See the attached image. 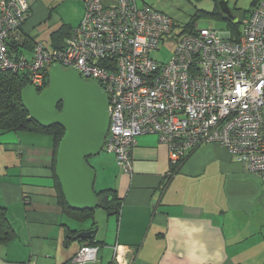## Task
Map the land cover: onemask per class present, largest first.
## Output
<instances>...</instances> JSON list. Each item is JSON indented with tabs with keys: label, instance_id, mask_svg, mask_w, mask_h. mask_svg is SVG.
I'll list each match as a JSON object with an SVG mask.
<instances>
[{
	"label": "crops",
	"instance_id": "obj_1",
	"mask_svg": "<svg viewBox=\"0 0 264 264\" xmlns=\"http://www.w3.org/2000/svg\"><path fill=\"white\" fill-rule=\"evenodd\" d=\"M27 1L22 34L28 43L21 48L27 59L36 43L53 51L52 34L62 27L69 33L59 46L66 45L86 12L84 0ZM117 1L101 0L106 7ZM104 152L91 165L94 190L114 192L119 211L97 208L79 223L58 203L53 136L0 133V205L14 230L0 244V264H67L89 241L72 237L93 230L100 247L95 264H119L120 258L121 264H264V183L225 148H199L174 171L168 147L156 135H143L130 174Z\"/></svg>",
	"mask_w": 264,
	"mask_h": 264
},
{
	"label": "built area",
	"instance_id": "obj_2",
	"mask_svg": "<svg viewBox=\"0 0 264 264\" xmlns=\"http://www.w3.org/2000/svg\"><path fill=\"white\" fill-rule=\"evenodd\" d=\"M85 16L62 50L36 43L33 56L13 59L30 14L27 0L0 2V71L26 74L43 90L51 68L73 69L97 82L109 97L110 127L103 150L123 173L133 170V149L156 135L173 168L195 150L216 144L264 183V0L237 40L230 32H177L168 15L138 0H84ZM175 42L166 62L154 54ZM100 247L83 245L67 264H95ZM120 257V247L115 248ZM121 264V258L118 260ZM23 264H34L28 261Z\"/></svg>",
	"mask_w": 264,
	"mask_h": 264
},
{
	"label": "water",
	"instance_id": "obj_3",
	"mask_svg": "<svg viewBox=\"0 0 264 264\" xmlns=\"http://www.w3.org/2000/svg\"><path fill=\"white\" fill-rule=\"evenodd\" d=\"M219 5L229 22L238 21L227 1ZM21 97L32 120L43 128L59 126L65 131L58 147L56 178L69 207L94 211L101 202L109 201V197L96 195V170L87 161L103 152L110 127L107 93L97 82L84 81L75 70L56 64L50 70L47 88L39 94L29 85ZM95 235L93 230L72 239L92 240Z\"/></svg>",
	"mask_w": 264,
	"mask_h": 264
},
{
	"label": "trees",
	"instance_id": "obj_4",
	"mask_svg": "<svg viewBox=\"0 0 264 264\" xmlns=\"http://www.w3.org/2000/svg\"><path fill=\"white\" fill-rule=\"evenodd\" d=\"M214 1L217 2L218 6H217V10L212 15L223 20L224 22H227L228 26L231 28V31H232L231 32L232 40H237L242 33L239 27L242 24V22L238 14L232 11V14L238 18V21L236 23L229 22L225 14L221 12L220 5H219L221 1L228 2V0H214ZM260 1L261 0H256L254 2L253 4L254 8ZM195 25H196V20L193 19L191 23L185 26L182 33L192 32ZM68 33H69L68 30L65 27H62L52 34L53 51L62 50L65 48V45L60 47L59 44L61 40L63 39V37L67 36ZM19 41L20 42H12L11 44H9V52L12 55L13 59H18L20 56H22L21 48L25 47L28 43V41H26V37L24 36L21 37ZM29 85H30V81L26 74L14 72V71H0V133L18 131V132H32V133H39V134H47V135L53 136L55 140L53 176H54L59 206L61 208L62 213L67 218L74 220L76 222H79V223H84L85 221H88L93 218V213L95 210L94 211H90V210L89 211H79V210L71 209L63 196L61 185L56 178L58 147H59L60 141L64 137L65 131L63 128L59 126H53L51 128H43L42 126H40L38 123H36L34 120L30 118L27 110L25 109L23 105L22 97H21L22 91ZM47 86H48V83L45 86V88H47ZM43 90H39L38 91L39 94ZM58 109L59 110L62 109L61 104H59ZM182 163L179 165V167L174 168V171H177L182 165ZM95 193L99 198L111 197V200L101 202L98 208L104 209L109 214L118 213L120 203L114 192L112 191L96 192L95 191ZM68 234L71 235V234H77V233L69 231ZM13 236H14V230L7 218L6 209L0 205V244H5L9 242L13 238ZM86 242L92 246L99 245L98 242H95V238H93L92 240L86 241Z\"/></svg>",
	"mask_w": 264,
	"mask_h": 264
},
{
	"label": "rangeland",
	"instance_id": "obj_5",
	"mask_svg": "<svg viewBox=\"0 0 264 264\" xmlns=\"http://www.w3.org/2000/svg\"><path fill=\"white\" fill-rule=\"evenodd\" d=\"M255 1L256 0H228V8L231 12L233 11L238 14L242 22L239 26L240 31H242L244 24L253 11V4ZM138 2L141 5L145 3L172 18L176 30L179 33L182 32L185 26L191 23L193 19L196 20V24L200 29L212 28L221 32H230V34L232 32L227 22L212 15L217 10L218 6L217 2L214 0H138ZM175 47V42L165 43L160 46L159 51L154 54V57L159 62H166L172 56ZM102 154H105V152L103 151ZM94 159V157H91L88 160L93 167L95 166ZM95 186V188H97L98 184L95 183Z\"/></svg>",
	"mask_w": 264,
	"mask_h": 264
}]
</instances>
